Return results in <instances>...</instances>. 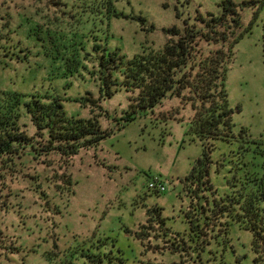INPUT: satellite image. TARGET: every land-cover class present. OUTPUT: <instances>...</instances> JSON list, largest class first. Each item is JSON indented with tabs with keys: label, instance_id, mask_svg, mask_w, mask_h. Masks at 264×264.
Instances as JSON below:
<instances>
[{
	"label": "rangeland",
	"instance_id": "374dc122",
	"mask_svg": "<svg viewBox=\"0 0 264 264\" xmlns=\"http://www.w3.org/2000/svg\"><path fill=\"white\" fill-rule=\"evenodd\" d=\"M220 1L118 0L121 11L143 15L147 23L132 18L113 19L114 36L110 45L120 48L128 57L146 45L161 48L168 39L164 28L183 26L188 17L191 24L195 23L200 11L219 13ZM261 2L241 11L243 28L252 25V29L233 49L227 90L235 110L236 131L245 127L264 150V6L259 9ZM52 6L46 0H0L3 39L0 91H29L35 83L50 84L51 59L35 40L37 36L29 35L26 19L39 21L53 16ZM176 6L183 11L182 19L177 17ZM87 23L90 26V21ZM151 25L155 28L148 31ZM101 27H104L102 23ZM82 31L91 33L89 28ZM5 39L9 40L8 46ZM16 45L30 47V57L26 58L24 52L20 61L4 57L2 48ZM203 45L206 50L218 48ZM85 75L86 78L71 77L69 80L73 82L69 87L63 78L54 80L52 85L62 96L79 97L91 90L98 97L97 83ZM129 103V94L124 90L103 100L102 105L110 114L103 116V126L113 128L114 132L99 146L81 149L68 162L56 153L35 158L27 152L16 158V164L0 181V264H67L69 258L79 264H92L87 257L90 250L103 254L112 251L111 257L104 258V264H264V253L253 249V233L241 224H231L228 242L218 216L208 212L213 219L208 224L202 222L201 238L191 231L187 217L192 200L205 204L208 195L211 203L231 192L229 180L235 174V167L230 160L236 161L233 153L238 151V145L217 141L211 169L217 193L203 195L200 191L203 198H191L183 179L191 174L203 154L200 141L186 134L194 115L192 106L184 104L179 97H169L154 114L140 115L119 130L113 117H120ZM65 105L70 113L85 116L91 113L77 102L68 101ZM176 109L179 113L175 119L155 120L162 113H175ZM23 122L31 134L36 132L29 119ZM154 176L166 184L165 192L148 188ZM156 207L162 208L165 225L154 216L155 212H150ZM203 240L212 242H205L204 247Z\"/></svg>",
	"mask_w": 264,
	"mask_h": 264
},
{
	"label": "trees",
	"instance_id": "16d2710c",
	"mask_svg": "<svg viewBox=\"0 0 264 264\" xmlns=\"http://www.w3.org/2000/svg\"><path fill=\"white\" fill-rule=\"evenodd\" d=\"M46 1L57 5L50 7L54 9L53 16L39 21L26 20L29 35L37 36L35 40L44 49L46 57L51 59L53 70L48 79L50 84L41 82L38 86L35 83L29 91H0V181L5 179L7 170L16 164V158L24 153L29 152L35 158L56 153L68 162L81 149L99 146L114 132L113 128L103 126V116L110 114L102 101L112 98L119 91H126L130 99L122 115L113 117L119 130L140 115L154 114L166 98L179 97L194 110L186 134L193 140H199L203 146V154L193 171L183 179L189 197L200 200L203 198L200 191L203 195L207 192L216 195L217 189L211 179L214 163L212 152L219 140L238 145V151L233 153L236 161L233 158L230 160L235 167V174L229 180L231 192L215 198L211 203L208 195L205 204L200 201L193 203L192 200L187 212L191 231L201 238L204 235L202 222L208 224L213 219L208 214L211 212L218 216L219 223L225 227L223 235L228 242L231 224L237 222L253 233V249L259 254L264 253V150L245 127L236 131L233 121L235 110L230 104L227 90L233 49L252 29V25L243 28L241 11L244 7L256 6L260 0H244L242 3L221 0L219 13L200 11L195 23L191 24V17H188L184 19L183 26L164 28L168 39L163 47L146 45L132 57L110 45V39L114 36L112 20L132 18L146 24L147 19L143 15H129L121 11L118 0ZM263 6L264 0L259 9ZM176 10L177 17L182 19L183 11L179 6H176ZM83 28H89L91 33H84ZM154 28L151 25L148 31ZM2 40L0 37V43ZM8 43L9 40L5 39L4 44L8 46ZM204 43L218 48L206 50ZM2 49L4 57L18 61L23 60L21 52L27 55L26 58L31 52L30 47L18 48L17 45ZM85 74L97 83L98 97L91 90L79 97L62 96L52 85L54 80L63 78L69 87L73 82L69 80L71 77L86 78ZM68 101L89 108L90 115L70 113L65 105ZM237 110H240L239 106ZM178 111L162 113L155 120L168 122L176 118ZM25 118L35 127L34 134L23 122ZM68 180L71 182V179ZM161 210L156 207L150 212H155L154 216L165 225ZM141 235L138 234L143 239ZM210 240H203L204 247L212 242ZM88 253L92 264H104V258L112 255V251L110 254L91 253V250ZM67 262L79 264L70 258Z\"/></svg>",
	"mask_w": 264,
	"mask_h": 264
},
{
	"label": "built area",
	"instance_id": "2783aa9c",
	"mask_svg": "<svg viewBox=\"0 0 264 264\" xmlns=\"http://www.w3.org/2000/svg\"><path fill=\"white\" fill-rule=\"evenodd\" d=\"M148 188L157 193H163L167 190L166 184L158 176L149 180Z\"/></svg>",
	"mask_w": 264,
	"mask_h": 264
}]
</instances>
